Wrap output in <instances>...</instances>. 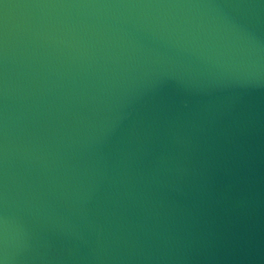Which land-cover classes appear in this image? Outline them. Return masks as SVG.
<instances>
[{
	"label": "water",
	"instance_id": "95a60500",
	"mask_svg": "<svg viewBox=\"0 0 264 264\" xmlns=\"http://www.w3.org/2000/svg\"><path fill=\"white\" fill-rule=\"evenodd\" d=\"M3 264H264V0H0Z\"/></svg>",
	"mask_w": 264,
	"mask_h": 264
},
{
	"label": "clouds",
	"instance_id": "9594fccd",
	"mask_svg": "<svg viewBox=\"0 0 264 264\" xmlns=\"http://www.w3.org/2000/svg\"><path fill=\"white\" fill-rule=\"evenodd\" d=\"M0 264H3V261H0Z\"/></svg>",
	"mask_w": 264,
	"mask_h": 264
}]
</instances>
